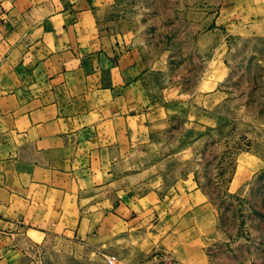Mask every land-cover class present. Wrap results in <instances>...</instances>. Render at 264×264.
<instances>
[{
	"label": "rangeland",
	"instance_id": "obj_1",
	"mask_svg": "<svg viewBox=\"0 0 264 264\" xmlns=\"http://www.w3.org/2000/svg\"><path fill=\"white\" fill-rule=\"evenodd\" d=\"M99 18L139 65L150 114L89 209L113 212L129 188L188 181L219 220L218 241L194 264H264V0H108ZM100 217L88 235L72 221L65 232H21L9 242L12 264H189L183 245L152 247L143 230Z\"/></svg>",
	"mask_w": 264,
	"mask_h": 264
},
{
	"label": "crops",
	"instance_id": "obj_2",
	"mask_svg": "<svg viewBox=\"0 0 264 264\" xmlns=\"http://www.w3.org/2000/svg\"><path fill=\"white\" fill-rule=\"evenodd\" d=\"M107 5L0 0V264L13 263L9 242L21 232H65L72 221L74 234L88 235L97 215L126 232L143 230L152 247L183 245L189 264L220 237L212 202L188 181L129 188L112 198L113 212L89 209L94 187L109 182L150 114L139 65L99 18Z\"/></svg>",
	"mask_w": 264,
	"mask_h": 264
},
{
	"label": "built area",
	"instance_id": "obj_3",
	"mask_svg": "<svg viewBox=\"0 0 264 264\" xmlns=\"http://www.w3.org/2000/svg\"><path fill=\"white\" fill-rule=\"evenodd\" d=\"M109 264H115V261L113 259H110Z\"/></svg>",
	"mask_w": 264,
	"mask_h": 264
}]
</instances>
